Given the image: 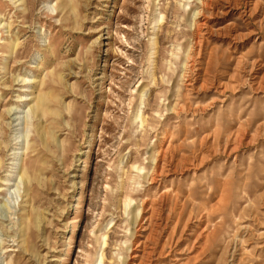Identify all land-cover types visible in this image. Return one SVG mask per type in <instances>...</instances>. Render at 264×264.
I'll return each mask as SVG.
<instances>
[{
  "label": "rangeland",
  "instance_id": "obj_1",
  "mask_svg": "<svg viewBox=\"0 0 264 264\" xmlns=\"http://www.w3.org/2000/svg\"><path fill=\"white\" fill-rule=\"evenodd\" d=\"M0 264H264V0H0Z\"/></svg>",
  "mask_w": 264,
  "mask_h": 264
},
{
  "label": "bare ground",
  "instance_id": "obj_2",
  "mask_svg": "<svg viewBox=\"0 0 264 264\" xmlns=\"http://www.w3.org/2000/svg\"><path fill=\"white\" fill-rule=\"evenodd\" d=\"M163 168V167H162ZM100 260H102V256L100 257Z\"/></svg>",
  "mask_w": 264,
  "mask_h": 264
}]
</instances>
